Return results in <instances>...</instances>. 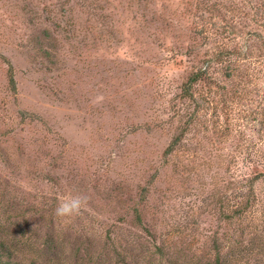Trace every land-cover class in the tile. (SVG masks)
Listing matches in <instances>:
<instances>
[{
	"label": "rangeland",
	"instance_id": "rangeland-1",
	"mask_svg": "<svg viewBox=\"0 0 264 264\" xmlns=\"http://www.w3.org/2000/svg\"><path fill=\"white\" fill-rule=\"evenodd\" d=\"M263 2L0 0V236L29 255L49 233L73 264H204L216 247L224 264L263 263L259 49L245 79L224 80L214 65L192 87L210 100L199 105L207 125L227 130H189L163 153L172 111L186 106L181 83L246 32L264 35ZM255 175L243 218H221ZM76 194L86 207L57 217Z\"/></svg>",
	"mask_w": 264,
	"mask_h": 264
},
{
	"label": "trees",
	"instance_id": "trees-1",
	"mask_svg": "<svg viewBox=\"0 0 264 264\" xmlns=\"http://www.w3.org/2000/svg\"><path fill=\"white\" fill-rule=\"evenodd\" d=\"M258 9L260 12L264 13V2L261 7L260 4H258ZM255 33L256 32L253 33L252 31L246 32V36L242 40V43L238 45V43L235 42L231 48H220L216 50L208 57L203 58L201 60L202 64L188 73L185 81H183L180 85L179 93V100H182L186 106L181 112L178 106H175L172 111V118L175 120V126L170 140L163 151L164 155L169 154L173 150L174 146L182 138L184 133L189 130L197 133L200 129L206 131L211 128V131H216L217 133L221 134L227 130L225 127L221 128L219 125L217 126L213 124L215 121H212L207 125V122H205L202 116L204 112L201 111L199 105L205 106L204 103H208L210 100L207 99L206 94H202V92H198L196 95H194L192 87L195 86L196 83L204 80L205 77L210 78L209 72L212 71L214 65H218V69L221 71L220 74L224 80H238L237 78L239 77L245 79V73L247 70H245V60L247 57L251 56V54L254 52V49H259L260 55H264V53H262L263 49H260L264 46V35ZM8 82L10 87L13 88V78L11 72L8 73ZM220 86L222 87V85ZM220 86H217V88ZM221 90H223V88H221ZM256 175L262 174L258 173ZM256 175L249 178V184L244 196L245 199H240V204L237 203L236 206L230 210L229 214H224V212L221 211V218H234L235 223L239 222L241 218H243V215L247 212L246 209L252 204L253 197L251 198L249 195L251 193L252 184ZM129 211L130 223L140 225L141 211L134 204L129 208ZM43 245L44 247L41 248L42 250L40 248H36V246L28 245L26 248L32 250H28L29 255L23 254L20 252V243L18 239H16L14 236L7 238V236L1 235L0 264H73L70 251H64L63 242L61 240L55 241L49 233H46ZM157 250L159 251V249ZM218 252V247H216L214 259L204 264H224ZM134 259L135 256L133 257V255L130 261H127V259L122 257V261L119 264H137L136 260ZM261 264H264V262Z\"/></svg>",
	"mask_w": 264,
	"mask_h": 264
},
{
	"label": "clouds",
	"instance_id": "clouds-1",
	"mask_svg": "<svg viewBox=\"0 0 264 264\" xmlns=\"http://www.w3.org/2000/svg\"><path fill=\"white\" fill-rule=\"evenodd\" d=\"M87 202L88 198L83 194L69 196L57 204L55 215L61 218L79 215L81 210L86 207Z\"/></svg>",
	"mask_w": 264,
	"mask_h": 264
}]
</instances>
